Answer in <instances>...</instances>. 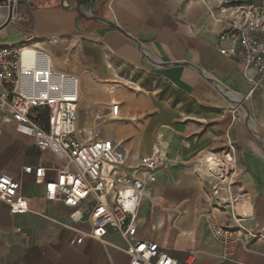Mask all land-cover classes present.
Listing matches in <instances>:
<instances>
[{"label":"crops","instance_id":"1","mask_svg":"<svg viewBox=\"0 0 264 264\" xmlns=\"http://www.w3.org/2000/svg\"><path fill=\"white\" fill-rule=\"evenodd\" d=\"M61 1L35 8L28 4L25 16H14L12 35H3L10 25L0 31V47L35 44L51 55L57 71L77 77L79 130L113 141L126 169L157 149L166 153L156 182L146 186L138 239L158 244L178 264H264V239L240 232L234 255L227 258L207 220L214 211L220 223L236 228L211 197L203 161L211 154L221 157L231 144L237 160L232 192L242 199L235 211L250 212L252 218L243 226L264 236V80L254 88L238 61L221 54L231 46L220 41L227 28L222 1L99 3L95 15L124 33L79 20L75 6L64 10ZM8 17L4 4L0 28ZM114 105L118 118L112 116ZM245 110L251 115L250 127ZM30 167L32 173H25ZM62 167L14 125L5 126L0 174H11L21 183L29 211L12 214L0 201V264H130L120 250L126 243L112 230L103 241L86 238L80 246L70 245L77 230L91 231V205L71 209L46 199V183L57 180ZM38 168L46 170L43 179L36 175ZM78 211L83 220L75 223L72 216Z\"/></svg>","mask_w":264,"mask_h":264},{"label":"built area","instance_id":"2","mask_svg":"<svg viewBox=\"0 0 264 264\" xmlns=\"http://www.w3.org/2000/svg\"><path fill=\"white\" fill-rule=\"evenodd\" d=\"M260 9L221 2L227 28L220 41L231 46L220 52L238 61L254 88L264 80V16ZM250 71L253 76L248 74ZM79 103L78 78L57 71L48 52L28 43L0 47V143L5 126L14 125L19 134L32 138L40 151L50 152L63 163L58 179L46 183V199L61 201L71 209H79L85 203L91 205V231L77 230L70 245L80 246L86 238L103 241L112 230L126 243L124 249H119L128 256L130 264H178L158 244L137 236L146 186L156 182L155 174L167 162L166 153L157 149L135 167L126 169L125 158L113 141L100 139L96 131L79 130ZM118 115L119 107L114 105L112 116ZM203 161L215 205L236 225L231 228L220 223L214 211L207 215L214 236L230 258L240 241V232L254 239L264 236L243 226L246 219L252 218L250 212L235 211L242 199L232 192L237 173L234 147L229 144L221 157L211 154ZM24 172L31 174L32 168ZM45 174L43 168L36 170L40 179ZM20 189L21 183L14 176L0 174V201L9 206L12 214L29 211V199L20 194ZM72 217L75 223L83 220L79 211Z\"/></svg>","mask_w":264,"mask_h":264},{"label":"water","instance_id":"3","mask_svg":"<svg viewBox=\"0 0 264 264\" xmlns=\"http://www.w3.org/2000/svg\"><path fill=\"white\" fill-rule=\"evenodd\" d=\"M22 1L27 2L28 0H0V4H8V6H9L8 20L0 28V31L11 24V22L13 21V18L15 16V4L22 2ZM69 1H73V3L69 4ZM102 1H105V0H62L61 5H62V8L64 10H71L75 6V9H76L78 16H79V20L80 19L90 20V21L97 22V23L104 24V25H108L112 28H117L118 30H120L118 27H116V25L112 21L98 17L95 15L97 5L99 3H101ZM120 31L123 32L122 30H120ZM217 87H218V89L222 95L229 97L227 92L223 88H221L219 86H217ZM228 99H230L234 104L239 105V102L237 100L232 99L231 97H229ZM245 115H246V123L250 127V125L252 123L250 112L245 110ZM251 130H252V132H254L255 134H257L259 136V133L256 131L255 128H254V130L253 129H251Z\"/></svg>","mask_w":264,"mask_h":264},{"label":"rangeland","instance_id":"4","mask_svg":"<svg viewBox=\"0 0 264 264\" xmlns=\"http://www.w3.org/2000/svg\"><path fill=\"white\" fill-rule=\"evenodd\" d=\"M49 1L50 0H28L27 2L22 1V2L16 3L15 4V15L17 14V15L25 16L27 13V10H28V4L31 2H33L35 5L39 6V5H43L44 3H48ZM221 1H222V3L229 1V2H232V4L239 2V0H221ZM263 3H264V1L262 3L256 5L258 8H261L260 12H259V13H261V16H264V14H262V13H264ZM261 10H263V11H261ZM8 31L9 32L6 31L5 34H3V35L8 36V35H12L15 32V30L12 28L11 24H10V28ZM1 38H2V36H1Z\"/></svg>","mask_w":264,"mask_h":264},{"label":"trees","instance_id":"5","mask_svg":"<svg viewBox=\"0 0 264 264\" xmlns=\"http://www.w3.org/2000/svg\"><path fill=\"white\" fill-rule=\"evenodd\" d=\"M264 0H239L238 3H234L235 6H256L257 4L262 3ZM31 8H35L33 2L29 3Z\"/></svg>","mask_w":264,"mask_h":264}]
</instances>
